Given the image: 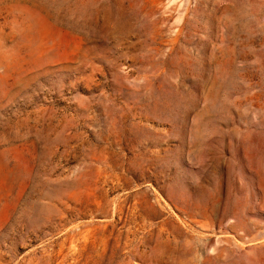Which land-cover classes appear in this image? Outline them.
<instances>
[{
	"label": "rangeland",
	"instance_id": "obj_1",
	"mask_svg": "<svg viewBox=\"0 0 264 264\" xmlns=\"http://www.w3.org/2000/svg\"><path fill=\"white\" fill-rule=\"evenodd\" d=\"M0 264H264V0H0Z\"/></svg>",
	"mask_w": 264,
	"mask_h": 264
}]
</instances>
